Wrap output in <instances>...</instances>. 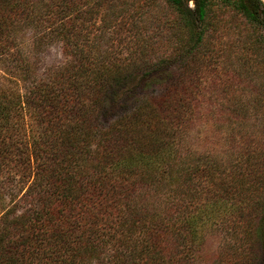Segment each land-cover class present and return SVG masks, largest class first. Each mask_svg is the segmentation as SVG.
Returning <instances> with one entry per match:
<instances>
[{"label":"trees","instance_id":"16d2710c","mask_svg":"<svg viewBox=\"0 0 264 264\" xmlns=\"http://www.w3.org/2000/svg\"><path fill=\"white\" fill-rule=\"evenodd\" d=\"M259 2L0 0V264H199L215 232L226 247L210 264H264V140L216 154L188 142L216 58L211 20L240 18L242 53L264 64ZM121 27L136 41L124 58ZM26 38L33 51L59 45L62 62L38 70ZM171 62L158 95L99 125L110 91ZM255 81L264 120V73Z\"/></svg>","mask_w":264,"mask_h":264},{"label":"rangeland","instance_id":"374dc122","mask_svg":"<svg viewBox=\"0 0 264 264\" xmlns=\"http://www.w3.org/2000/svg\"><path fill=\"white\" fill-rule=\"evenodd\" d=\"M259 3L264 8V0H260ZM190 6L192 5L190 4ZM156 11L159 14L153 12V14H158V18L155 20L165 21L162 18L163 12L159 9ZM232 15L234 14L231 11L219 10L211 20L219 34V38L213 39L210 43L213 44L210 45V49L215 52L216 58L211 60V68H208L202 77V87L196 107L197 115L192 120L193 132H190L188 136L189 145L193 150L201 153H222L230 145L229 141L233 140L234 142H231L233 145L238 146L242 143L243 147L250 145V141L253 144L261 143L264 140L263 115L260 114L258 107L254 108L259 100L256 101L246 87L250 85V81L255 84V88L257 87L255 79L262 77L264 64L258 58L246 59L245 54L242 53L241 47L244 46L245 37L238 36L245 32L250 34V30L243 26L240 18H235ZM239 24H241V28ZM155 25H151V29L149 26L146 28L149 36ZM133 32L128 28L121 27L119 38L118 36L115 38L114 46L120 58L127 56L129 48L136 46ZM159 41L155 45L159 44ZM30 42L31 39L26 38L21 47L38 70L56 66L62 62L63 57L59 45L51 43L39 52L33 51ZM108 46L112 47V43H109ZM220 49H223L224 53L221 54ZM176 64L177 62L166 63L155 71H145L131 83L110 91L104 104L105 109H100L98 115L99 125L105 127L116 117L132 110L145 97L158 95L161 86L169 83L173 78ZM5 67L6 62L0 58V84L3 85L7 84L5 82ZM9 73L12 74V72ZM241 76L247 79L241 80ZM16 85L22 89L23 83L19 80L16 81ZM10 178L11 175L7 179L10 180ZM22 179L18 175L13 176V180L18 181L14 184L23 187L25 184ZM30 179L28 180L30 181ZM224 246L226 247V241L221 238L220 233L207 234L197 252V261L199 264H210L217 257L219 251L225 249Z\"/></svg>","mask_w":264,"mask_h":264}]
</instances>
